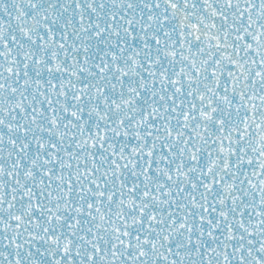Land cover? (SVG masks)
Returning a JSON list of instances; mask_svg holds the SVG:
<instances>
[{"label": "snow or ice", "instance_id": "snow-or-ice-1", "mask_svg": "<svg viewBox=\"0 0 264 264\" xmlns=\"http://www.w3.org/2000/svg\"><path fill=\"white\" fill-rule=\"evenodd\" d=\"M0 264H264V0H0Z\"/></svg>", "mask_w": 264, "mask_h": 264}]
</instances>
